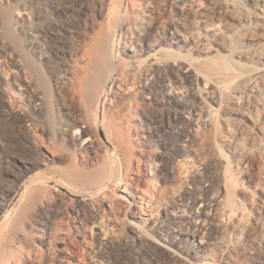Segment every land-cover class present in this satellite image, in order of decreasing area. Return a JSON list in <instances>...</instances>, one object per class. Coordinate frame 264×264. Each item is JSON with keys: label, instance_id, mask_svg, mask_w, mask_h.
<instances>
[{"label": "bare ground", "instance_id": "1", "mask_svg": "<svg viewBox=\"0 0 264 264\" xmlns=\"http://www.w3.org/2000/svg\"><path fill=\"white\" fill-rule=\"evenodd\" d=\"M46 1L52 2V0ZM164 1L171 0H146L140 4L146 11L142 14H135L132 18L133 21L130 20L131 23H128L130 0H70L66 2L56 0L55 11L59 18L53 17V14L48 12L51 25L44 22L33 23L29 41L32 48H40L42 51L47 53L50 51L56 55L52 59L40 54V58H48L50 72H52L57 89L58 102L55 108L56 117L59 120L58 127H55V129L57 128L56 136L53 137L56 139L53 140V145L55 148L56 142V147L62 151L60 150L61 153L58 151L60 156L59 153H52L53 160L55 163L60 161L66 167L60 171H53L54 176L48 177L39 171L33 178L29 177L30 181L23 185L24 189L21 192L13 220L14 218L19 220L22 227V221L27 219L23 216L31 210H35L38 202L42 203L39 205H43L44 201L54 215L58 213L59 202L57 199L61 196L51 195L52 192L48 186L49 180L54 182L51 189L57 190V187L64 184V187L69 188L72 194L82 196L83 199L78 201L82 209L92 205V203L89 204L91 196L102 192L107 195L112 186H118L123 194L120 197H114L117 200L132 198V193L135 192H133L131 180H128L125 174L131 173L133 167L135 146H132L131 140L134 131L141 128L143 130L147 126L143 132L149 136L144 137L142 134V139L146 138L147 141H143V143L151 146L150 153H156L159 148H164L166 152L174 150L173 147L167 145L166 139H161L163 138L161 135L158 140L151 138L153 133L158 135L159 132L155 133L154 130L157 129V120L152 118L148 111L145 112L148 106L162 107L163 110L173 107L175 111L200 117L206 121L204 122L207 125L219 129L221 127L219 122H213L210 114H205L203 111L205 99L210 97L220 107L224 102L230 101L233 104L230 108L232 117L227 118V122L222 124L225 126L222 129L226 128L229 136H224L225 143L218 147L217 169L215 168L216 170L211 172L208 177L193 174L191 181L194 187L178 196V201L181 203L177 205V209L166 213L163 220L158 222L152 220V226L156 228L163 242H168L172 236L180 238L185 235L193 243H196L194 247L186 250V253H174L175 259L181 260L182 264H213L215 259L212 257V250L209 244L204 241L209 224L213 225L220 233H230L235 240L234 247L238 250L241 249L239 239L242 236H248L253 243L264 246V178L262 177L264 176V85H262L264 73H250L253 72L252 68V71L244 73L237 71L235 72L237 80L230 94H227L228 91L225 92L226 90L220 86L215 87L217 92L214 89H206L199 93V105H193L186 98L184 83L185 79H195L194 75L199 73L207 72L206 76L211 73L213 75L224 73H226L224 75H228L227 72L229 73L232 69L230 60L227 59L228 55L218 56L217 50L211 48V43L215 42L220 44L222 49H226V45H224L226 40L223 36L225 33H222L223 30L221 31L224 18H228V23L224 24L228 30H232L233 27L238 29L239 25H243V19L254 10L256 11L254 16L258 22L264 23V0H244L245 4H242L241 0H175L178 1L186 14L185 17L183 16L185 19H178L179 21L176 19L167 21L159 17L160 14L158 15L155 8L158 3L163 4ZM250 3H252L253 9L248 8ZM168 4L171 3L168 2ZM238 14L243 19H240ZM83 16L102 19L99 23L96 22V19L94 20L96 35L93 37H88L83 31V25L87 24ZM80 39L90 40L88 47L81 45V48ZM193 48L203 52L208 58V62L192 57L187 61L182 51ZM1 55L3 54L0 53ZM187 57L190 58V56ZM20 62L19 60L15 62L18 68L4 69L0 65V85H8L10 80L15 81V75H21V72L24 80H27L31 65L30 63L24 65L26 62H23L24 64ZM1 63L2 60H0ZM208 77H205L207 79L205 84L210 82ZM21 88L31 101L32 111L36 113L37 118L46 119L47 112L45 110L47 109L43 97L35 95L25 86L20 87V90ZM205 88L208 86L206 85ZM63 93L70 96L67 98L71 99V106L68 105ZM141 109L144 110L142 116L146 119L144 124L141 123L143 127H139L137 122V112ZM6 114L10 115V113ZM239 114L246 115L244 117L250 120L248 126L243 128L239 126L236 118ZM9 120L10 124L17 122L18 126H24L23 123L26 122V118L22 115L10 117ZM172 126L174 127L168 123V129L164 131L176 133L175 135H178L179 140L182 141L177 147L183 150L187 135L184 134V131V133L175 131ZM50 148H53L52 145ZM228 152L232 154V160H230ZM78 154L80 157H77ZM141 154L144 156V161L142 164L137 161L138 172L141 171L142 165L146 169L149 167L150 176L157 173L161 174L160 176L166 182L174 180L175 175L172 170L168 168L164 169L165 172L163 169L158 170L157 164L148 155L149 152L145 150ZM29 162L28 160L24 161L25 173L30 170V167L39 168L45 165L43 160H36L35 163ZM234 162L241 170L240 173L244 179L246 178L248 182L256 185V198L248 200L246 197L239 198L237 196L236 190L241 179L238 178L237 172L233 173L231 180L228 179ZM80 184L82 186H79ZM6 192L10 193L11 189L0 186V211L7 207L6 196H4ZM141 192L142 195L137 197L139 202L136 203L135 200L134 203L145 205L146 210L152 212L146 216L154 217V194L149 190ZM105 194L104 196H106ZM74 201L72 200V203H75ZM94 201L97 202V200ZM111 201L108 206L110 211L115 213L117 201L113 200L112 203ZM185 202L187 204H184ZM131 205H126V212L130 210ZM144 211L142 208V214L145 215L146 211ZM76 213V216L69 218V222L76 223L78 236L88 246V253L96 257L95 264L111 263L110 249L113 247V241L103 231L104 236L100 237L102 242H99L100 249L95 250L91 242L87 240L89 235L86 233V226H84V214ZM22 217L24 220L20 219ZM27 220L26 222H28ZM144 223H138L137 229H141ZM11 224L8 222L6 225L8 231ZM52 224L53 222L50 221L42 225L39 224L40 226H34L35 238L42 245H49L50 248L54 247L53 249L66 252L68 240L71 237L69 238L70 235L64 236L58 224L54 223L55 226ZM15 231L14 233H16ZM21 231L23 230L21 229ZM252 231L255 234H252ZM137 232L139 231L137 230ZM141 232L136 235L140 245H132V251H146ZM14 233L10 232L9 234L12 236ZM80 245L82 246V244ZM32 253L29 251L24 256L22 254L16 264H37L38 261L35 262L36 258ZM13 260H3L2 263L11 264ZM61 260L59 264H85L81 258L63 257Z\"/></svg>", "mask_w": 264, "mask_h": 264}, {"label": "rangeland", "instance_id": "2", "mask_svg": "<svg viewBox=\"0 0 264 264\" xmlns=\"http://www.w3.org/2000/svg\"><path fill=\"white\" fill-rule=\"evenodd\" d=\"M66 1L70 0H59V2ZM145 1L146 0H130L128 8L129 15L127 17L128 23L133 21L132 18H134L135 14H142L146 11V9L140 5ZM171 1H168L171 4H168L167 1H164L163 4H157L155 11L158 15L160 14L159 17L167 21H170V19L184 20L185 18H183V16L185 17L186 14L180 7L181 5L178 1ZM243 2L244 0H241V3L245 4ZM55 4L56 0H52V2H47L46 0H0V53L3 54L0 56V60H2L0 65L4 69H11L13 67L18 68L15 64L18 60L21 61L20 63L22 64L26 62L24 65H27V63H30L31 65V70L28 72L27 80H24L23 73L21 72V75H15V81L10 80L8 85H0V186H6L7 189H11L10 193L6 192L4 195L6 196L7 202L5 204L7 207L3 211H0V264H5L6 262H2L8 261V259H14L11 261V264H16L21 259L22 254L24 256L28 254L29 251L31 253L34 251L32 254L35 255V262L38 261L37 264H59L63 257H67L69 259L81 258L85 264H95L96 257L95 255L88 253V246L86 243H83V239L78 236V231L75 227L76 223L73 224V222H69L70 217L77 215L76 212L84 214V226H86V233L89 235L87 240L91 242L95 250L100 249V243L102 242V238L100 237L104 236L102 233L103 231H105L107 237L113 241V247L110 249L112 261L107 264H182L181 260L175 259L174 255L181 252L186 253V250L194 247L196 243H193V241L185 235L180 238L172 236L168 242H163L158 235L156 228L152 226V222H158L161 219L163 220L166 213L177 209V205L181 203L178 201V196L189 188L194 187V184L191 181L193 174L196 173L202 177H208L211 175V172L217 169V162L219 159V154H217L219 153L218 147L219 145L225 143L224 136L228 135L227 129H222V127H225L222 126V124L227 122V118L229 119L232 117L230 108L233 104L230 101H226L227 103L224 102L220 107V105L214 103L210 97L205 99L203 111L205 114H210V118L213 122H219L218 124L221 125L219 129H215L214 126L207 125V123H205L206 121L200 117L175 111L173 107L166 109V111L163 110L162 107L154 105L148 106L145 112L148 111L149 115L157 120V129L154 130L155 133L159 132V134L157 133L158 135L153 133L151 138L153 140H158L161 135L163 137L161 139H166L165 142L167 145L169 147H173L174 150L166 152L164 148H159L156 153H150L151 146L143 143V141H147L146 138L142 139L143 136H149L148 134L145 135L143 132L147 126L144 127L143 130L141 128L138 131H134L131 140L132 146H135L133 151V167L131 173L125 174L127 179L131 180L132 189L133 192H135L132 193V198H127L121 201L117 200L114 197H120L123 194L120 192L118 186H112L109 190L110 193L107 191L109 195L102 192L97 195L94 194L93 197H90L89 204L92 203V205L96 208L89 205L85 209H82L78 203L79 200L83 199L82 196L72 194L69 188L66 186L64 187V184L57 187V190H55V188L51 189V185L53 186L54 182L49 180L48 186H50L49 189L52 192L51 195H56L57 197L61 196L57 199V202H59V205L57 203L59 207V214L57 213L54 215L49 209V206H47L48 204L44 201L43 205H39L41 202H38L39 204H37L38 206H36L35 210H31L32 212L30 211L26 213L27 215L25 214V216H23L28 220H24L23 217L20 218L25 221H22V227L19 220L17 221L16 218H14V220L16 219L15 222L13 220L15 215L14 213L17 210V205L21 198V192L24 189L23 185L30 181V178H33L39 173V171L49 177L54 176L53 171H60L66 167V165L60 163V161L55 163L53 160L52 153L56 154L61 150L56 147V142L55 148L53 145V140L56 139L53 137L56 136L55 134L57 128L55 129V127H58L57 123L59 120L58 117H56L57 114L55 108L58 102L57 89L53 80L52 72H50L48 58H40V54H43V56H49V58L52 59L56 55L50 51L49 53L44 50L42 51L40 48L33 49L31 43L29 42L30 31L33 23L44 22L51 25L52 22L48 12H51L50 14H53V17L59 18L55 11ZM250 4L251 5H249L248 8L253 6L252 3ZM251 9H253V7H251ZM254 12L256 13L254 10L251 11V14L247 15L244 19L238 14V17L243 19L242 23L244 25H239V30L237 27H233L232 30H228L225 26L228 23V18H224L225 21L223 22L226 24H223L221 31L223 30L224 32L222 33H225L223 36H225L224 38L226 40H224L226 42V44L224 43V45H226V49H222L220 44L215 42L211 43V48L217 50L218 56H222L223 54L228 55L227 59L230 60L229 62L232 65V71L230 70L229 73L227 72L228 75H224L226 73L219 74L220 76L217 74L213 75L211 73L208 74V76L210 75L209 77L206 76L207 72L201 74L199 73L194 75L197 79H185V95L193 105H199L198 97L200 92H204L206 89H214L216 91V86L224 88L226 90L225 92L228 91L227 94H230L232 92V88L235 86V81L237 80V76L235 74L237 71L244 73L252 71L253 69V72L250 73H264V23H261L260 21L258 22L256 16H254ZM83 18L87 23L85 26L83 25V31H85L88 37H93L96 35V26L93 24L96 22L99 23L102 19L97 17L95 18V22V19L91 16H83ZM229 34H232L233 36H230ZM89 43L90 40L83 39H80L79 42L80 46L82 45L83 47H88ZM182 52L185 54L187 61L192 58H197V60L205 62L208 59L203 52H200L197 49L195 50V48L189 50L183 49ZM220 53L221 55H219ZM187 56H190V58ZM58 69L59 68H57V71H59ZM231 72L234 73L236 77H233L234 74ZM205 77H208L210 80L208 84H205L207 81ZM206 85L208 88H205ZM262 85H264V83ZM24 86L27 87L28 90H32L35 95H41V97H43L47 109L45 110L47 112L46 119L37 118L36 113L32 111L31 101L28 97H26V93L23 88L20 90V87ZM63 94L66 96L68 105L71 106V99H68L70 96H68V94L65 95V93ZM143 112L144 110L142 109L137 112V122L139 123V127H143L141 123L144 124L146 121V119L142 116ZM6 113H10V115ZM21 115L26 118V122L23 123L24 126H18L17 122L10 124V117ZM8 116L10 117L8 118ZM244 116L246 115L239 114L237 117L235 116L237 118V123L242 128L244 126H248V121L250 122V120ZM168 123L174 125L172 128L175 129V131H179L180 133L185 132L184 134L187 135V141L184 142L185 147L183 150H180L177 147L180 143H182V141L179 140L178 135H175L176 133L173 134L172 132L168 133L164 131L165 129H168ZM139 136L140 138L138 139ZM47 142L49 143V147ZM51 145L54 148H52L53 150L50 148ZM216 145H218L217 148ZM49 148L51 152H49ZM141 150H143L142 152H145V150L146 152H149L148 155L155 161L158 170L163 169L164 172V169L167 168L172 170L175 175L174 180L166 182L165 179L160 176L161 174L157 173L156 175L150 176L149 167L146 169V167L142 165L141 171L138 172L137 161L141 164L144 161V156L141 154ZM60 153L59 156L61 155ZM228 155L230 156V160H232V154L228 152ZM77 157H80V155L78 154ZM20 159L22 160L20 161ZM27 160L30 161L29 163H35L36 160H43L45 165L40 166L39 168L30 167V170L25 173V165L23 164L24 161L26 162ZM232 167L233 169L230 170L228 179L231 180L233 178V173L237 172L238 178L242 181H240V185L237 187V196H239V198L246 197L248 200L256 198V185L252 182H248L246 178L244 179L240 173L241 170L238 169L235 162ZM152 172L154 173V170ZM262 177L264 178V176ZM79 186H82V184ZM146 190H149L154 194V217L146 216L152 212L146 210L147 207L145 205H136L134 203L135 200L136 203L139 202L137 197L142 195L141 191ZM57 191H59L60 194H58L59 192ZM104 194L106 196H104ZM74 195L78 197H75ZM110 195L111 197H109ZM107 197L109 199L105 200ZM66 198L67 200H65ZM112 198L117 201V203L115 202L117 207V211L115 213L110 211L108 206L110 205L109 201H111ZM93 199L97 200V202ZM72 200H75L74 202L76 204L72 203ZM113 200L111 203L114 202ZM127 204H132L128 212H126ZM184 204L187 203L185 202ZM142 208L143 211H146H144L146 213L145 215L142 214ZM26 220L28 222H26ZM47 221L53 222L52 225H54V223L55 225L58 224V227L60 226L59 229H61V233L64 236L67 235L68 237L70 235L69 238L71 237V239L68 240L67 251L65 250L66 252L53 249L54 247L50 248L49 245H42L38 242L37 238H35L33 227L45 224V222L48 223ZM8 222L13 224H11L9 231L6 228ZM140 222L145 223L141 229H137L138 227L136 226ZM21 229L23 231H21ZM12 230H16V233H14V231L12 232ZM137 230L139 232H137ZM10 232L14 234L11 236L9 234ZM140 232L144 237L142 239L143 244L146 246V251H132V245H140L136 236L138 233L140 234ZM252 234H255V232L253 233L252 231ZM12 238L13 240H11ZM204 241L209 244L210 249L212 250V257L215 259L213 264H264V246H259L258 244L253 243L251 238L248 236H242L239 239L241 249L238 250L234 247L235 240L230 233H220L213 225L209 224L204 236ZM80 244H82V246Z\"/></svg>", "mask_w": 264, "mask_h": 264}, {"label": "water", "instance_id": "3", "mask_svg": "<svg viewBox=\"0 0 264 264\" xmlns=\"http://www.w3.org/2000/svg\"><path fill=\"white\" fill-rule=\"evenodd\" d=\"M75 197H78V196H75Z\"/></svg>", "mask_w": 264, "mask_h": 264}]
</instances>
